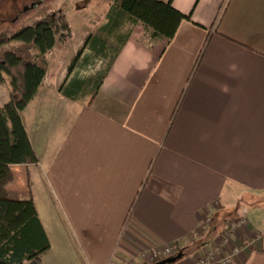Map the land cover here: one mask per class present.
I'll return each mask as SVG.
<instances>
[{"label": "crops", "instance_id": "crops-1", "mask_svg": "<svg viewBox=\"0 0 264 264\" xmlns=\"http://www.w3.org/2000/svg\"><path fill=\"white\" fill-rule=\"evenodd\" d=\"M58 1L71 35L21 113L38 162L12 165L8 186L33 201L30 169L50 179L55 239L33 201L43 257L57 244L84 264H146L171 246L185 264L244 218L233 264H264V0H160L191 15L172 40L118 0Z\"/></svg>", "mask_w": 264, "mask_h": 264}, {"label": "trees", "instance_id": "trees-1", "mask_svg": "<svg viewBox=\"0 0 264 264\" xmlns=\"http://www.w3.org/2000/svg\"><path fill=\"white\" fill-rule=\"evenodd\" d=\"M118 2L155 39L172 40L182 21L191 20V15L176 9L172 1ZM70 35L65 16L59 14L46 17L12 37H0V47L13 40L21 43L0 56V85L10 78L12 87L9 102L0 106V264H39L51 249L34 202L13 199L8 186L14 181L12 165L38 162L21 113L35 99L47 75V53L57 44L66 43Z\"/></svg>", "mask_w": 264, "mask_h": 264}, {"label": "rangeland", "instance_id": "rangeland-1", "mask_svg": "<svg viewBox=\"0 0 264 264\" xmlns=\"http://www.w3.org/2000/svg\"><path fill=\"white\" fill-rule=\"evenodd\" d=\"M86 3V2H83ZM58 0H0V37H12L17 32L30 26H34L43 17H50L52 15L61 14L60 11L56 13H50L51 9L57 7ZM20 43L19 41H11L9 44L0 47V56L9 51ZM21 44V43H20ZM13 45V46H12ZM5 89L0 92V102L6 99ZM36 168L32 167L29 171L30 189L33 193V201H36L41 218L44 220L48 231L52 235V238L56 236L53 232L55 227L52 218L56 216V210L52 209V205L56 203V196L53 193V189L50 183V179L43 174L42 177L36 175ZM23 182L20 177H17V182ZM24 187L14 197H24L22 193ZM27 198V197H25ZM52 227V228H51ZM67 243V242H66ZM54 251L51 256L42 257V264H84V257H65L58 256L56 252H60L61 247L54 246ZM41 258V259H42Z\"/></svg>", "mask_w": 264, "mask_h": 264}, {"label": "built area", "instance_id": "built-area-1", "mask_svg": "<svg viewBox=\"0 0 264 264\" xmlns=\"http://www.w3.org/2000/svg\"><path fill=\"white\" fill-rule=\"evenodd\" d=\"M212 218L208 217L207 220L200 226L196 231L195 236L197 238H203L208 233ZM247 220L244 218L235 219L227 222L225 231L222 234L221 240L219 239L213 243V251H206L203 254L197 255L193 261L185 264H233L242 256L246 249L243 245H235L229 248V240L232 235L236 234L238 230L246 227ZM175 255L174 248L171 246H163L159 249L152 251L149 257V263L153 264L162 259L168 258Z\"/></svg>", "mask_w": 264, "mask_h": 264}, {"label": "water", "instance_id": "water-1", "mask_svg": "<svg viewBox=\"0 0 264 264\" xmlns=\"http://www.w3.org/2000/svg\"><path fill=\"white\" fill-rule=\"evenodd\" d=\"M184 255L182 253H179L177 255L162 259L160 261H157L153 264H176L179 261L183 259ZM146 264H151V263H146Z\"/></svg>", "mask_w": 264, "mask_h": 264}]
</instances>
